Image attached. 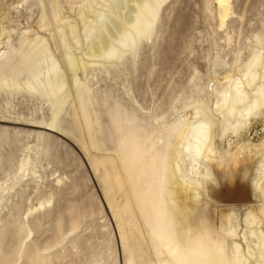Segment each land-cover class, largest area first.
<instances>
[{
	"label": "rangeland",
	"instance_id": "1",
	"mask_svg": "<svg viewBox=\"0 0 264 264\" xmlns=\"http://www.w3.org/2000/svg\"><path fill=\"white\" fill-rule=\"evenodd\" d=\"M90 1L0 0V264H201L172 256L165 238L185 240L165 202L160 208L155 200L157 159L197 110L212 116L219 154L198 158L212 171L200 175L206 198L193 204L189 223L220 239L206 238L208 254L201 248L195 255L222 245L230 259L237 241L242 264H264V230L261 256L244 220L252 209L259 217L252 228L264 226L252 185L264 152V106L238 133L211 108L216 89L244 81L253 55L264 59V0H230L224 16L217 0H166L135 52L97 60L50 93L41 77L52 64L64 66L65 51L82 55L85 44H59L52 29L61 20L42 22V6L70 21L86 43L96 14L111 16L103 2L113 0H96L81 19L78 10ZM26 55L36 61L31 73L21 62ZM179 163L200 171L189 155ZM161 221L169 227L159 234ZM227 227L232 239H224Z\"/></svg>",
	"mask_w": 264,
	"mask_h": 264
},
{
	"label": "bare ground",
	"instance_id": "2",
	"mask_svg": "<svg viewBox=\"0 0 264 264\" xmlns=\"http://www.w3.org/2000/svg\"><path fill=\"white\" fill-rule=\"evenodd\" d=\"M165 1L166 0H113L112 2H103L102 7L107 10L106 13L109 11L111 16L107 18L108 20L103 21V19H101L103 14H101V12L96 14L92 28H88L90 33L85 38L86 43L80 40L76 27L70 21L60 17L53 8L49 12L48 8L43 5L40 17L42 22L48 20V24H50L51 20H61L62 25L52 29L55 31L56 40L61 41L59 44H64L68 47L71 46L72 42L80 47H83V44H85L82 55H77L68 50L64 52V66H61L59 63L52 64L51 70L48 71L44 77H41V79L39 78L42 80L41 85L43 89L50 91V93L58 92L59 89H62L69 77L76 80L81 68L83 69L100 59L120 58L127 50L133 52L137 49L136 46L138 42H140V39L151 32L158 17L159 10ZM229 1L230 0H217L219 11L223 16ZM95 4L96 0H91L86 7L78 10L80 18L82 19L85 12L88 10L94 12ZM53 21L51 23H53ZM1 44L0 38V46ZM1 56L0 54V57ZM262 56L260 54L253 55L247 63L249 68H247V71L246 69L244 70V72L246 71L243 73L244 81L240 78H235L228 89H216L213 95V107L211 106L212 113L221 116L234 132L238 133L250 122L251 117L264 106V59ZM6 61L7 63L10 62L8 60ZM21 62L28 73L33 72L36 68V61L28 55H26ZM6 64L4 66H6ZM260 69H263L262 74ZM261 75L263 81H260ZM228 79L232 80V76H228ZM195 114L194 116H196V119H194V121L188 124L186 121L182 125H179V130L176 128L178 131L174 132L175 140H172L175 142L172 144L170 143L172 148L169 146L171 149L167 157L165 156V159L163 157L161 159L158 158L159 160L157 159V164L159 162L158 166L160 168L157 173L158 182L156 187L158 190L155 200L159 202L160 208L163 207V202H165L167 209L171 211L170 220L174 222L176 230L184 237V243L186 245L184 246L183 242L170 237H166L165 239L169 242V250L172 252V256L180 260L185 256H194L197 258V262H201V264H230V260L231 264H242L247 261V258L243 253L241 245L237 241H233L231 248L234 254L230 259L224 253L222 245L217 247V252H210V255L207 257L203 255V257H200V254L197 255L199 257L195 255V251L197 250L198 253V250L201 248L207 251L208 254L209 243L208 240V244L206 243V238H211L215 242L220 239L214 235L212 228L207 227L205 232L206 235H203L199 230L190 226L189 223L190 220L194 219V214L197 211V209L194 210L193 204L197 203L199 200H205L206 198L204 182L200 178V175H210L212 171L209 163H203L199 161L198 158L206 154L211 157H216L219 154L214 142L215 136L212 131V116L203 110H197ZM245 143L250 147L253 146L249 141ZM163 153L165 152H162V154ZM187 155L191 156L196 162L197 169L200 170L199 172L193 170L194 167H192V169H182V165H180L179 162ZM224 157H229V153L224 154ZM261 157L252 178V185L255 197H259L263 200L260 211L264 212V152ZM163 161H165L164 163L167 162L168 166L162 165ZM170 161H173V163L175 162V165L172 164V166ZM162 184H166V187L160 189ZM254 195V202L252 201L250 203L256 202ZM215 202L221 205L217 201ZM258 219L259 217L252 209H249V211L245 213L244 220L246 226L251 227V235L257 238V242L254 246L259 248L258 255L263 256L261 233L264 230V226L261 224L259 227L252 228ZM187 223L189 226L187 231H185L183 227ZM167 227H169V221H161L157 225L156 230H154L157 231L156 233H161V231ZM222 227H225V225H222ZM235 235L233 227H227L224 230V239H232ZM243 235L245 236V232ZM224 257L225 259H223Z\"/></svg>",
	"mask_w": 264,
	"mask_h": 264
}]
</instances>
